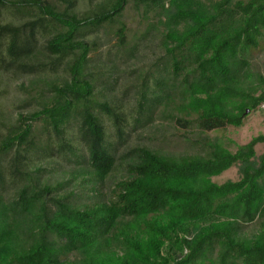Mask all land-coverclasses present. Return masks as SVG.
<instances>
[{
  "label": "trees",
  "instance_id": "trees-1",
  "mask_svg": "<svg viewBox=\"0 0 264 264\" xmlns=\"http://www.w3.org/2000/svg\"><path fill=\"white\" fill-rule=\"evenodd\" d=\"M78 2L0 0V78H26L16 115L0 104V264H264V134L234 150L209 135L264 106L250 62L264 0ZM128 2L154 20L144 34L160 52L129 70L123 100ZM114 23L117 51L91 70L87 36ZM155 120L194 132L193 152L128 143ZM231 167L236 179L213 180Z\"/></svg>",
  "mask_w": 264,
  "mask_h": 264
},
{
  "label": "rangeland",
  "instance_id": "rangeland-1",
  "mask_svg": "<svg viewBox=\"0 0 264 264\" xmlns=\"http://www.w3.org/2000/svg\"><path fill=\"white\" fill-rule=\"evenodd\" d=\"M97 1L98 0H79L75 9L79 14H83L86 10L91 9ZM119 21L123 22L126 26V38L128 43H137V53L135 54V58L128 59L125 62H114V66H117L118 68V73H114V75H119L115 87V94L117 98L126 100L128 96H123L122 91L124 86L122 85L133 79V74H130L129 70L138 65H145L143 68L147 69L148 63L157 56L160 49L158 48V32L156 30H151V32L146 35L144 34L148 26L147 23L149 21L154 22V20L144 19L142 10L140 8H134L132 2H128L125 6L119 17ZM117 25L118 23L109 26L104 25L95 33V35L91 34L87 36L89 38L97 36L96 41L99 44V49L89 54L92 58L89 62L91 70H94L97 64H106V58L112 57V55L116 53L117 47L114 46L116 38L114 37L113 32ZM250 62L252 70L264 73V51L254 53ZM25 79L26 78L23 76L8 75H3L0 78V104L6 109L9 116L14 117V115H16L18 111L15 109L16 105L20 103L21 99L26 97L25 91H22L18 87L19 83L25 81ZM33 107L34 104L32 103L31 106H28L27 110H30ZM259 134H264V106H260L257 110L249 112L248 115L244 117L243 123L240 127L229 126L224 130L220 129L211 132L209 135L220 137L230 145L232 150H234L235 145L246 143L250 138ZM195 137L196 135L194 132L192 133L191 131L175 127L172 123L167 121L162 122L160 120H155L153 123H150L145 127L131 130L128 143L148 145L163 153L186 154L193 152V148H189L190 141H187V139L194 140ZM260 149L261 145H257L256 151L259 152ZM121 174V168L116 162V167L112 172L111 177H119ZM236 178V167H231L219 176L214 177L213 180L220 183L226 179ZM258 227L259 222L257 220L254 223L247 225L244 233L249 236Z\"/></svg>",
  "mask_w": 264,
  "mask_h": 264
}]
</instances>
